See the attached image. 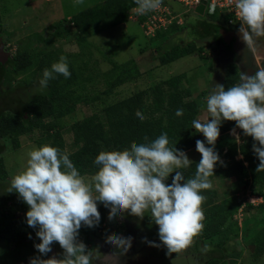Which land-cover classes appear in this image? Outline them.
<instances>
[{"label": "trees", "instance_id": "trees-1", "mask_svg": "<svg viewBox=\"0 0 264 264\" xmlns=\"http://www.w3.org/2000/svg\"><path fill=\"white\" fill-rule=\"evenodd\" d=\"M134 6H136L134 0H104L102 3L63 19L72 26L77 34L76 40L80 52L64 55L67 57L71 72L70 78L56 74L54 79L48 81L46 88L40 87L39 79L43 70L50 68L51 64L61 56L55 48L19 49L11 57L8 55L10 67L5 70L6 67L3 68L0 64L1 76L6 73L8 80H11V73L20 74L23 77L18 80L12 91L9 90L8 93L1 95L9 101L3 104L0 98V140L8 138L12 147L18 148L20 135L38 131L40 135L35 141L37 146L47 143L59 148L61 152L67 153L81 175H93L96 172L98 166L94 164V159L99 151L122 150L130 147L131 142L145 143V137L148 141H152L162 133H167L169 145L184 152L195 147L197 139L204 140L203 135L192 127V121L196 119L201 108L200 97L197 95V97L189 99L191 91L182 85L185 74H177L159 80L146 89L109 103L101 110L75 120L71 123L70 130L73 143L79 144V146L72 152H66L64 149V140L60 129L62 117L71 114L75 105L79 103L94 107L95 104L101 102L100 99L103 96L111 93L114 87L136 80L141 76L139 67L133 59L118 63L109 57L106 60L110 67L106 71L103 72L95 67L90 68L91 51L86 38L89 29L96 28L103 22L110 21L113 24H118L125 21L128 10ZM218 20L216 15L207 16V19L199 23L201 29L199 32L196 31L197 35L194 39L186 43L178 41L168 47V44L165 43H168L173 34L178 32L180 26L173 23L166 29L157 30L154 38H161L163 44V47L158 44L156 47L158 50L163 48V52L156 56L159 65H165L179 57L193 53L204 57L200 54L204 46L201 43H206L209 38L212 39V43L208 44L210 49L212 51L218 49L221 44V35L218 30L224 27L223 23H226L227 17H224V20ZM60 26H62L61 22L51 25L49 27L51 33L48 38L41 37V40L47 45L58 38H63ZM0 36H2L1 17ZM197 40L202 42L198 44ZM240 73L241 70L236 63H228L220 84L224 85L225 89L233 86L239 82ZM97 77H101L105 88L90 94L88 92L90 89L87 88ZM2 80L3 78L0 79V82ZM22 85L26 87L29 85L31 87L39 86L40 90L32 96H25L21 90L17 92L18 89L24 87ZM10 107L14 110H9ZM177 109H183V114L177 116ZM137 110L145 117L143 120L135 115ZM234 128H237L234 121H222L219 136ZM253 143L256 142L251 136L242 135L240 143L233 140L227 144L225 152H222V149L217 151L223 163L217 162L214 175L209 179L233 178L234 193L221 200H216L217 191L214 188L202 192L206 196V201L203 204L205 219L203 232L196 237L199 240L218 239L220 236L221 240L218 245L222 244L223 246L232 236L236 237L239 232L249 227L247 222L238 224L234 220V214L241 203L235 196L236 192L247 188L251 194H259L264 188V171H256L259 160L253 152ZM0 147L1 153L3 149L1 145ZM238 154L241 156L240 159L235 158ZM200 158L192 161L188 168L179 170L183 172L185 179L194 177L196 164ZM174 174L168 176L166 183L172 182ZM6 178L7 171L3 158L0 157V181H4ZM4 192L6 193V187L2 183L0 193L4 194V198L0 203V264H9L7 261L12 258L9 244H16L21 251L31 243L26 240L29 232L32 233L34 228L29 227L26 222L28 205L15 191L6 193V195ZM260 205L262 206L260 213H262L264 207L263 204ZM97 207L100 220L91 229L101 228L102 223L108 218L109 209L102 203ZM252 207L248 205V208ZM17 213H22L24 216H19ZM259 219L264 221L262 217ZM151 222L154 227H157L153 220ZM253 222L255 223L254 219ZM89 228L82 224L79 232L85 233ZM103 232L106 231L103 230ZM255 233L250 245L254 246V254H260L264 252V223ZM21 253L24 257L25 254ZM211 260L207 264L218 262L217 259Z\"/></svg>", "mask_w": 264, "mask_h": 264}, {"label": "clouds", "instance_id": "clouds-1", "mask_svg": "<svg viewBox=\"0 0 264 264\" xmlns=\"http://www.w3.org/2000/svg\"><path fill=\"white\" fill-rule=\"evenodd\" d=\"M73 2L82 5L84 0ZM162 2L134 0L136 13L144 15ZM235 8L241 23L229 26L240 25L243 41L252 48L256 43L254 37H264V0H235ZM213 52L218 53L216 49ZM56 74L70 78L67 57L60 56L43 70L40 87L46 88ZM206 108L208 116L204 121H192V127L204 140L195 142L201 158L194 177L188 179L179 170L191 166L192 161L183 150L169 145L167 133L152 141L145 137V143L131 142L130 147L122 150L99 151L94 159L98 167L90 179H85L69 155L59 148L47 143L32 147L26 166L12 177L8 191H15L28 205L26 222L37 229L38 252L46 255L55 242L63 249V257H34L30 264H93L92 252L77 237L82 224L90 228L98 224L97 202L109 209L110 220L124 212L140 218L150 213L168 254L191 247L204 229L206 196L202 192L212 188L209 178L214 175L217 162L223 163L215 150L222 121H234L244 135L253 138L256 143L252 149L259 160L256 171H264V68L252 75L241 72L239 82L227 89L217 83L206 97ZM182 114L183 109H177L176 115ZM135 115L140 120L145 118L139 110ZM172 173L175 174L168 184L166 180ZM251 195L262 197L256 204H264L263 191ZM105 239L123 254L131 246L132 238L110 234ZM209 250L207 245L202 249Z\"/></svg>", "mask_w": 264, "mask_h": 264}, {"label": "rangeland", "instance_id": "rangeland-1", "mask_svg": "<svg viewBox=\"0 0 264 264\" xmlns=\"http://www.w3.org/2000/svg\"><path fill=\"white\" fill-rule=\"evenodd\" d=\"M103 1L104 0H84L82 5H74L73 0H0L2 27V36H0V38L2 40V50L10 55V57L19 49L44 50L45 48H55L61 56H64L65 54H77L80 52V47L76 40L77 34H75L72 26L63 19L69 18L72 15L102 3ZM162 3L171 4L172 8L176 11L175 14L179 15L178 18L174 19L176 22L173 20L172 22L178 23L180 29L173 34L168 40V43H165L168 44L167 47L178 41L186 43L194 39L197 35L196 31L199 32V29H201L199 23L207 19V15L205 13L199 15L194 12V7H187L186 9V7H183L182 4L176 1L163 0ZM130 9L127 13L131 14L127 15V19L123 22L113 24L110 21H106L99 24L96 28L88 30L86 38L87 42L90 44L91 51L89 67H95L104 72L110 67L106 60L109 57L118 63L133 59L139 67L141 76L136 80L114 87L113 91L107 96H103V98L100 99L101 102L95 104L94 107L79 103L75 105L74 111L71 114L60 119V124L62 126L60 129L62 131L64 149L66 152H72L79 146V144L73 143L72 131L70 130L72 122L83 116L89 115L92 112L101 110L103 106L109 103L128 97L137 91L146 89L148 86L157 83L159 80H164L177 74H185L182 85L191 91L189 99L193 97L195 98L199 95V100L202 103L196 119L204 121L208 116L206 97L217 83L220 84L226 65L230 62L235 63V58L233 59L234 61L230 60V57L225 58L227 59L225 60L223 56L217 58L219 53L212 54L213 51L210 49V45L208 46L212 41L208 40L206 43H201L204 44V46L200 54L205 58L193 53L179 57L165 65H159L156 56L163 52V48L158 50L156 47L158 45L163 47L161 38L156 39L154 36L146 35L144 27L141 22L138 21L136 8L132 10ZM173 9L170 11H174ZM216 17L219 20H224L225 16L222 14H216ZM172 18H168L167 22ZM58 22L62 23L60 29L64 37L58 38L54 42L46 45V42L42 41L41 37H46L47 39L48 35L51 33L49 27ZM167 22L165 23L166 26L160 28L166 29L173 24H168ZM223 25L225 28L229 26L228 23H223ZM255 38L258 40L257 43L261 46L255 48L254 45L252 56L253 60L255 62L257 60V63H259L264 59V37H254V39ZM199 42L202 41L197 40L198 44ZM10 57L6 58L4 63L0 62L3 68L6 67L5 70H8L10 67L8 62ZM76 60L78 62L77 58ZM1 73L2 72H0V79L3 78V80L0 82V98L4 104V102L9 100H7L6 97H1V95L8 93L9 90L12 91L18 80L23 76L11 73V80H8L7 74L5 73L1 76ZM104 88L105 84L102 82L101 77H97L87 89H90L88 92L93 94ZM19 90H21V93L24 92L25 96H32L40 90V87L35 85L31 87L29 85L27 87H21L17 92ZM203 91L204 93H202ZM11 108L12 107L8 109L10 110ZM39 135L40 133L38 131L20 135L18 137L20 143L18 148H13L8 138L0 140V145L3 149L0 153V157L3 158L5 169L7 171V178L4 181H0V185L3 183L6 187V193H10L8 190L12 177L15 174H18L26 166L28 151L34 146L38 147L35 141L38 139ZM242 135H244V133L241 129L234 128V131L232 129L226 134L218 136L215 143V150L219 151L222 149V152H225L227 144L233 140L240 143ZM185 153L191 161L201 157L200 153L196 151V147L185 151ZM235 158L240 159L241 156L238 154ZM82 176H84L85 179H90L92 175ZM210 182L212 188L217 191L216 200H221L234 193V188L232 186L234 182L233 178H214L210 179ZM241 189L244 188L241 187ZM261 191L264 192V189ZM250 195V190L247 188L235 193L236 198L240 200L241 203L237 212L234 214V220L237 221L238 224L241 225L244 224V222H247L249 227L246 230L239 232L236 237L232 236V238L224 244L225 246H222V244L218 245L221 240L220 236L218 239L203 240V242H199L194 246L193 250L196 254L192 255H190L192 251H190L189 248L178 254H168L167 249L164 248V245L159 240L158 226L154 227L151 222L152 219L150 213L146 212L143 218H140L131 215L128 212H124L122 215L111 220L106 218L105 223H108L109 225V235L120 233V229H123V233L125 230L129 229L131 236L134 235V232H140L141 234H144V237L146 235L155 245H158L155 247L152 244L149 248L143 246L144 240L142 235H134L135 243L137 245L135 246L136 250L138 248L141 249L146 256L145 258L148 264H207L211 259L216 260L218 257H220V260H223L221 261L222 264H264V252L254 254V246L250 245L252 244V238L256 235L255 231H257L261 224L264 223L261 219L258 220V218L261 217L264 219V210L260 213L262 206L256 204L254 199L253 203L256 205L247 200L251 197ZM3 198L4 194L0 193V203ZM98 204H100V202H97V205ZM248 205L253 207L248 208ZM17 214H19V216H24L22 213ZM253 219L255 220V223L253 222ZM133 223H135V225H133ZM132 226L139 230L133 231ZM30 235L31 233L29 232L28 238ZM159 243L163 246H160ZM206 245L209 246L210 250L203 252L202 249ZM59 247L60 246H57L55 249L56 254L60 250ZM225 248L226 251L224 252ZM224 256H226V258ZM218 262H216V264H218Z\"/></svg>", "mask_w": 264, "mask_h": 264}, {"label": "flooded vegetation", "instance_id": "flooded-vegetation-1", "mask_svg": "<svg viewBox=\"0 0 264 264\" xmlns=\"http://www.w3.org/2000/svg\"><path fill=\"white\" fill-rule=\"evenodd\" d=\"M239 28L240 27L237 24L233 26H227L225 28V30L234 31V34L229 36L227 39L225 37L222 38L221 36V44L220 46H218V49H216L219 53V56L217 58L222 56L224 59L230 57V60H233L235 58V61H233L238 65L241 72H244L247 75H252L259 68H264V59H262V61L259 63H257V60L256 62L253 60L251 48L247 47L246 43L242 39L241 33L237 31ZM208 40L211 41L212 39L209 38ZM107 225L108 223L106 224L105 222H103L101 228H89L85 233H78V241H82L87 246V249H89L93 254V264H148L145 258L146 256L143 254L141 249L138 248L136 250L135 246L137 245L134 239L135 236L142 235V238L144 240L143 246H147L149 248L152 244L149 243L151 241L146 235L144 237V234H141L140 232H134L135 236H131L129 229L125 230L124 233L123 229H120L121 232L117 233L118 235L122 237L132 238L131 246L127 249L126 252L120 254L121 250L116 249L114 246H111L106 242L105 238L109 235V225ZM103 230H105L106 232L104 233ZM137 230L139 229L135 227L133 228V231ZM36 231L37 229L34 228V233L32 232L30 237L26 240L31 241V243L28 245L29 247L26 245V247H24L21 251H19L16 244H9V247L12 251V258L11 260L7 261L9 264H30V258L34 257H40L41 259H47L49 257H63V249L61 247H59V252L57 254L55 253L56 247L59 246V244L55 242L51 245L50 252H48L46 255H41V253H39L35 247V245L40 242L38 240V237H36ZM196 241H198L196 244L193 243L192 246L189 247V250L192 251L190 255L196 254L193 249L194 246H196L200 242V240L196 238ZM159 244L161 246V243ZM164 248L166 249L165 246ZM21 252L25 254L24 257L22 256ZM97 256H99V258L96 259Z\"/></svg>", "mask_w": 264, "mask_h": 264}, {"label": "built area", "instance_id": "built-area-1", "mask_svg": "<svg viewBox=\"0 0 264 264\" xmlns=\"http://www.w3.org/2000/svg\"><path fill=\"white\" fill-rule=\"evenodd\" d=\"M172 1H176L182 4L183 7H186V9L187 7L195 8V6L201 2V0H172ZM213 7L215 8V11H211ZM134 8H136V6L132 7L130 10ZM171 8H172L171 4L162 3L161 6L155 10H152L144 15H138V21H140L142 26L144 27L146 35L154 36L156 31L161 29L160 27L166 26L165 23L167 22L168 18L173 17L171 20L167 22L168 24L173 23L172 20L175 21L174 19L178 18L179 15L175 14L176 11L173 8L172 9L174 11H170L172 10ZM204 13L206 15L222 14L223 16L227 17L228 24L241 23L237 15V10L235 8V0H205ZM250 196L251 197L247 199L250 203H253V199L256 203H259L263 200L262 197L253 196V195Z\"/></svg>", "mask_w": 264, "mask_h": 264}, {"label": "water", "instance_id": "water-1", "mask_svg": "<svg viewBox=\"0 0 264 264\" xmlns=\"http://www.w3.org/2000/svg\"><path fill=\"white\" fill-rule=\"evenodd\" d=\"M204 5H205V0H201V2L195 6L194 8V12L199 14V15H203L204 13ZM239 32V29L237 30ZM219 34L222 36V38H228L229 36L234 34V31H228L225 29H219L218 30ZM240 33V32H239ZM8 57V54H6L5 52H3L2 50V40L0 38V62L4 63L6 61V58Z\"/></svg>", "mask_w": 264, "mask_h": 264}, {"label": "crops", "instance_id": "crops-1", "mask_svg": "<svg viewBox=\"0 0 264 264\" xmlns=\"http://www.w3.org/2000/svg\"><path fill=\"white\" fill-rule=\"evenodd\" d=\"M242 35V34H241ZM255 41H256V43H255V48H257V47H259V46H261L260 44H258L257 42H258V40L255 38L254 39ZM253 48V47H252ZM251 48V49H252ZM198 241H196V239H195V241H194V243L196 244ZM200 242H203V240H201ZM161 246H162V244H161ZM223 251V250H222ZM226 251V248L224 249V252ZM223 252V253H224ZM225 258H226V256H224ZM229 258V257H228ZM217 259V258H216ZM235 259V258H234ZM217 260H219V262H218V264H220L221 263V261H223L222 259L220 260V257H218V259Z\"/></svg>", "mask_w": 264, "mask_h": 264}]
</instances>
